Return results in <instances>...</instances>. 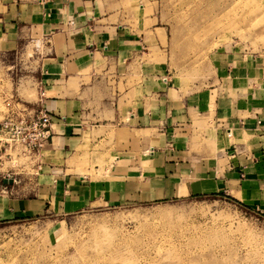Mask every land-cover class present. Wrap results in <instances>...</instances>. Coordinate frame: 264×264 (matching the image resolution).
<instances>
[{"label":"crops","instance_id":"0c3cea01","mask_svg":"<svg viewBox=\"0 0 264 264\" xmlns=\"http://www.w3.org/2000/svg\"><path fill=\"white\" fill-rule=\"evenodd\" d=\"M167 39L152 0H0V56L38 60L16 100L53 118L34 184H0V224L216 193L264 218V56L196 89Z\"/></svg>","mask_w":264,"mask_h":264},{"label":"rangeland","instance_id":"374dc122","mask_svg":"<svg viewBox=\"0 0 264 264\" xmlns=\"http://www.w3.org/2000/svg\"><path fill=\"white\" fill-rule=\"evenodd\" d=\"M152 2L172 73L193 88L211 85L234 53L264 56V0ZM37 61L0 56V120L28 106L14 93L36 84ZM39 158L6 159L0 184H34ZM113 162L97 159L88 174ZM0 264H264V218L225 193L46 214L0 224Z\"/></svg>","mask_w":264,"mask_h":264},{"label":"built area","instance_id":"2783aa9c","mask_svg":"<svg viewBox=\"0 0 264 264\" xmlns=\"http://www.w3.org/2000/svg\"><path fill=\"white\" fill-rule=\"evenodd\" d=\"M39 101L33 111L26 105L12 104L9 113L0 120V166L16 157H39L52 136L53 118ZM230 135V133H229ZM15 182V181H14Z\"/></svg>","mask_w":264,"mask_h":264},{"label":"water","instance_id":"95a60500","mask_svg":"<svg viewBox=\"0 0 264 264\" xmlns=\"http://www.w3.org/2000/svg\"><path fill=\"white\" fill-rule=\"evenodd\" d=\"M5 184H9V185H13L14 184V180H5L4 181Z\"/></svg>","mask_w":264,"mask_h":264}]
</instances>
